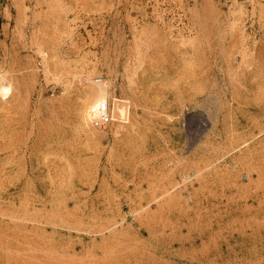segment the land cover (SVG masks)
<instances>
[{
    "label": "rangeland",
    "instance_id": "374dc122",
    "mask_svg": "<svg viewBox=\"0 0 264 264\" xmlns=\"http://www.w3.org/2000/svg\"><path fill=\"white\" fill-rule=\"evenodd\" d=\"M1 84L0 264H264V0H0Z\"/></svg>",
    "mask_w": 264,
    "mask_h": 264
},
{
    "label": "bare ground",
    "instance_id": "6f19581e",
    "mask_svg": "<svg viewBox=\"0 0 264 264\" xmlns=\"http://www.w3.org/2000/svg\"><path fill=\"white\" fill-rule=\"evenodd\" d=\"M11 89L9 86L1 84L0 85V95L3 96H7L8 94H10ZM5 216V215H4ZM9 216V215H8ZM18 219V218H17ZM21 220V219H20ZM41 224V223H40ZM44 224V223H43ZM25 231V230H24ZM27 237V236H26ZM41 238V237H40ZM28 239V238H27Z\"/></svg>",
    "mask_w": 264,
    "mask_h": 264
},
{
    "label": "built area",
    "instance_id": "2783aa9c",
    "mask_svg": "<svg viewBox=\"0 0 264 264\" xmlns=\"http://www.w3.org/2000/svg\"><path fill=\"white\" fill-rule=\"evenodd\" d=\"M105 110H106V107L102 106L101 111L105 113ZM100 116H101V118L99 120V123H100V125L105 126L106 121H107L106 114L101 113Z\"/></svg>",
    "mask_w": 264,
    "mask_h": 264
}]
</instances>
